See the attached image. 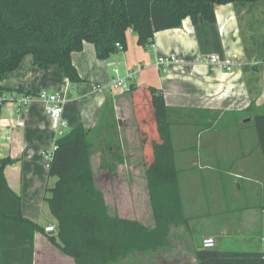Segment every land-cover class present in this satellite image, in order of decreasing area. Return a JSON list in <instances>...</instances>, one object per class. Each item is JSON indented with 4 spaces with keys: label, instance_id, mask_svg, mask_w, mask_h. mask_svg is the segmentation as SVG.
Segmentation results:
<instances>
[{
    "label": "crops",
    "instance_id": "0c3cea01",
    "mask_svg": "<svg viewBox=\"0 0 264 264\" xmlns=\"http://www.w3.org/2000/svg\"><path fill=\"white\" fill-rule=\"evenodd\" d=\"M214 12L212 23L201 17L192 23L185 17L176 27L156 31L150 50L137 43L131 29L126 33L125 48L107 58H98L93 44L84 41L81 50L71 52L78 82L67 80L57 65H34L30 54L4 75L0 84L10 95H5L0 119L12 122L20 117L23 125L0 130V158L12 160L4 169L7 183L22 199L23 215L38 225L33 264H75L60 249L57 237L49 239L55 234L56 220L53 225L40 218L33 209L36 196L26 186L29 172L43 168L42 151L58 138L36 95L45 90L64 97L63 119L69 130L77 124L88 129L101 125L105 135L115 131L122 109L132 114L131 90L92 89L95 84L107 85L113 68L120 72L139 68L134 86L159 88L172 109L175 168L187 225L171 227L162 250L171 251L181 244L185 252H192L193 263L199 264L194 239L210 236L215 240L213 248L219 251L264 252V161L255 127L249 128L253 115L264 113V0L220 3ZM210 54L231 64V70L209 63ZM158 56L174 60L162 69L156 65ZM114 61L118 65L112 67ZM18 86L21 91L16 90ZM23 94L33 99L17 114L10 99ZM88 96L92 102L83 100ZM42 171L48 180L47 168ZM145 183L144 178L146 219L122 215L116 209L118 215L150 220ZM49 225L54 231L45 232Z\"/></svg>",
    "mask_w": 264,
    "mask_h": 264
},
{
    "label": "trees",
    "instance_id": "16d2710c",
    "mask_svg": "<svg viewBox=\"0 0 264 264\" xmlns=\"http://www.w3.org/2000/svg\"><path fill=\"white\" fill-rule=\"evenodd\" d=\"M233 1L239 0H0V81L30 54L34 65H57L67 80L78 82L71 52L81 50L84 41L93 44L98 58H107L117 51V42L125 48L131 29L147 50L156 31L176 27L185 17L192 23L199 17L212 23L215 5ZM4 93L0 84V110ZM130 94L137 131L144 133L146 123L154 125L153 135L143 134L138 142L150 220L111 213L92 163L94 142L102 139L103 127L77 124L55 140L47 175L56 179L43 194L57 223L49 239L57 237L60 249L75 264H119L131 253L162 249L171 227L187 225L175 168L172 109L154 86L136 85ZM253 123L264 161V113L253 115ZM144 146L150 149L148 162ZM107 148L110 160L102 158L99 166L113 172L125 158L118 144ZM10 163L0 158V264H33L38 225L23 215L22 199L7 183L4 169ZM195 255L199 264H264V252L201 248Z\"/></svg>",
    "mask_w": 264,
    "mask_h": 264
},
{
    "label": "rangeland",
    "instance_id": "374dc122",
    "mask_svg": "<svg viewBox=\"0 0 264 264\" xmlns=\"http://www.w3.org/2000/svg\"><path fill=\"white\" fill-rule=\"evenodd\" d=\"M116 52L119 51H115L114 53ZM116 65H118L116 61L112 62V67ZM6 94L7 92L5 91L4 98L7 100L6 96L9 97L10 94ZM89 97L90 96L83 100L92 102V100H89ZM131 106L132 114H129V112L125 113L123 109L121 110V114L119 115L120 123L116 124L115 122V131H108L105 135H102V139L97 138L95 140L92 163L93 169H95L96 184L103 190L111 213L117 209L122 215L139 217L145 220V215L147 213L146 197L144 194L145 177L142 166L143 157L141 158L140 152H138V142L143 134H145L146 137H149L150 134L153 135L154 125L152 123H146L147 125L144 128V133L141 134V130L138 132L136 129L137 122L133 113L132 101ZM249 125V128L254 129V123L252 121ZM174 128L175 124L171 127L172 131ZM67 131H69L68 126L64 129V132ZM172 135L174 139L175 133L172 132ZM135 136H137V138ZM110 143H112L113 146L118 144L121 148L120 152L125 158V162L118 165L113 172H109L107 169H103L99 166L102 158H104L106 162L110 160L107 148V144ZM144 154L148 162L151 153L150 149L145 148V146ZM41 163L46 170V162L42 159ZM43 168L41 167L39 170L32 169L29 172L30 177L27 180L26 186H29L32 193L36 196V200L32 201L33 205H35L33 209L39 212L40 218L45 221V223H52L54 225L55 219L50 214L47 202L43 198V193L45 185H52L56 177L49 176L48 180H46V171H42ZM180 246L181 244L176 245L171 251H164L160 248L148 252L131 253L119 264H194L190 255L192 252H185ZM187 253H189V255Z\"/></svg>",
    "mask_w": 264,
    "mask_h": 264
},
{
    "label": "built area",
    "instance_id": "2783aa9c",
    "mask_svg": "<svg viewBox=\"0 0 264 264\" xmlns=\"http://www.w3.org/2000/svg\"><path fill=\"white\" fill-rule=\"evenodd\" d=\"M116 47L122 50V45L118 42L115 44ZM153 46V42L151 41L147 45V50H150ZM174 58L172 56H158L156 59V65L162 69H165L166 65L173 61ZM207 61L209 63H215L221 65L225 70H231V64L224 62L219 58L216 54H210L207 56ZM139 68L134 67L132 69L125 70L124 72H120L118 68H113L112 76L109 79V82L105 86H101L100 84H95L92 86V89H101L108 87L113 92L124 93L131 90L134 86L135 78L138 74ZM36 98L40 100L44 104L45 112L49 117L50 127L54 131L56 136H61L64 134V129L66 128V122L63 119V105H64V97L57 93H50L45 90L40 91ZM33 99L32 96L28 94L20 95V97H16L14 95L11 96V101L14 104L15 110L17 114H20L22 107L27 105ZM23 125V120L18 117L12 122L7 121V119H0V130L4 129L5 131L10 128H16ZM56 149L55 142L48 149L42 151V155L45 159L46 166L48 167L49 160L52 156L53 151ZM45 232L54 231V227L52 225L46 226L44 228ZM262 235L264 238V213L262 217ZM202 248L210 249L215 245V240L213 237H203L201 240Z\"/></svg>",
    "mask_w": 264,
    "mask_h": 264
},
{
    "label": "water",
    "instance_id": "95a60500",
    "mask_svg": "<svg viewBox=\"0 0 264 264\" xmlns=\"http://www.w3.org/2000/svg\"><path fill=\"white\" fill-rule=\"evenodd\" d=\"M201 240H202V238H201L200 236H197V237H195V239H194L195 244H196V247H197L198 249H201V248H202Z\"/></svg>",
    "mask_w": 264,
    "mask_h": 264
}]
</instances>
